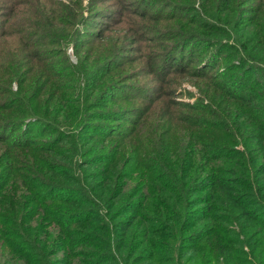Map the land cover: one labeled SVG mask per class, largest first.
<instances>
[{
    "label": "rangeland",
    "instance_id": "rangeland-1",
    "mask_svg": "<svg viewBox=\"0 0 264 264\" xmlns=\"http://www.w3.org/2000/svg\"><path fill=\"white\" fill-rule=\"evenodd\" d=\"M220 177L264 219V0H0V264H158L175 220L180 246L263 232L200 219Z\"/></svg>",
    "mask_w": 264,
    "mask_h": 264
},
{
    "label": "trees",
    "instance_id": "trees-1",
    "mask_svg": "<svg viewBox=\"0 0 264 264\" xmlns=\"http://www.w3.org/2000/svg\"><path fill=\"white\" fill-rule=\"evenodd\" d=\"M209 39V45L216 44L220 40V36L213 34L212 36L208 37ZM189 45L188 42H182L178 46V48H181L180 50L185 52L186 54L192 53V45H195L196 43H193L192 45H189V49L184 51V47H187ZM194 48V47H193ZM189 50V51H188ZM232 68H234V63H231L230 65ZM36 122L35 124H37ZM257 138L261 139L260 136ZM221 153L214 155L213 157L216 159L220 156ZM222 155V154H221ZM208 158V156H206ZM189 169V168H188ZM211 168H207V173ZM242 175L238 174L235 175L233 180H230V182H235L237 185H241L240 180L242 179ZM199 179H193L191 181L190 189L193 187L195 183H197ZM228 183L227 179L224 177H220L217 180H214L212 182L211 190L209 196L206 198L205 202L208 204L212 201L219 200L223 204H225L224 210L227 213V216H217L219 219H230L232 217V210L234 208H240L242 213L244 214V220L249 221L252 224L255 225H262L264 227V219L260 218L254 214V212L250 211L247 207L248 204L246 200H244V196L241 194L230 193L229 199H222L220 195L218 194V188L221 186H226ZM178 192H182L181 188H175L172 192L174 197H177ZM75 193H80V191H77ZM82 193V192H81ZM72 202H75V200H70ZM188 202V206H190ZM133 209L135 206L129 204L127 208ZM210 204L205 207L201 208L199 211H196L200 217V219L206 218L208 216L209 219H213L214 215L206 212V209L211 210ZM169 214H172V206H168ZM191 210V212L186 217L184 224L186 225L189 221V219L192 217V215L195 213ZM180 217V216H177ZM81 219V218H80ZM80 219H75L73 216H70V214H67L64 216V218L61 221V227H60V233L61 236L64 238L71 237L72 232L67 231L69 226L73 221L78 222ZM82 221V220H80ZM88 221V220H87ZM178 220H175L171 223L167 224L168 228L173 229V232L171 233L170 240L167 244H162L161 249L166 252L165 255H159L156 254L153 256L155 259V263L158 264H220L219 261H221L224 264H243L242 262H246L248 264H264V231L263 232H256L254 230H251L249 227L245 228V226H241L242 231V237L239 238L236 234V238L229 239L220 232H218L215 229L214 225H199L197 228V232L191 237V246H180L179 242L183 233V230L181 228V224L177 222ZM243 221V220H242ZM123 226V225H122ZM123 230V229H122ZM252 233H254L255 236H252ZM88 235L86 233H82L79 236L80 239H83L82 241H87L88 239H92L95 241H102V235L100 233L95 234V236ZM78 236V237H79ZM90 237V238H89ZM246 243L249 245L251 251L249 252L251 255L250 259H245V255L247 254L243 249L242 246ZM231 244L237 245L239 247V250L236 248H231ZM104 251V248H102ZM20 256L25 257V254L20 251L16 250ZM90 255H93L95 258L93 260L88 261V264H99L105 259H108V254H98L93 253L90 250H86ZM107 257V258H106ZM26 260V258H24ZM162 259V260H161ZM17 261V259H16ZM27 261V260H26ZM242 261V262H239ZM22 264V263H21Z\"/></svg>",
    "mask_w": 264,
    "mask_h": 264
}]
</instances>
